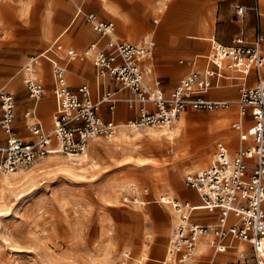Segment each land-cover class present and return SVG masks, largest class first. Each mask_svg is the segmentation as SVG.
Instances as JSON below:
<instances>
[{
	"label": "built area",
	"instance_id": "obj_1",
	"mask_svg": "<svg viewBox=\"0 0 264 264\" xmlns=\"http://www.w3.org/2000/svg\"><path fill=\"white\" fill-rule=\"evenodd\" d=\"M235 13L243 16L246 7L235 6ZM257 12V8L254 7ZM88 22L99 39L90 42L81 52L67 48L68 61L89 59L95 72L96 96L92 95L87 78L71 90L66 67L48 57L50 49L61 50L59 37L38 55L31 56L19 72L23 76L27 96L37 103L44 94L42 82L36 77L35 65L43 57L51 63L55 107L51 114V128L45 129L32 110L24 112L30 137L14 130L16 99L8 90H0V173L17 171L47 156L61 155L76 164L87 157L90 142L97 138L112 139L121 125L137 130L143 127L162 128L179 119L188 109L218 111L237 105L236 118L230 126L237 135V146L230 153L227 143L217 140L210 164L184 176L185 184L195 190L199 203L167 193L159 202L177 216L166 245L164 262L185 264L196 250L204 245L212 251L207 264L216 254L224 252L232 242L250 244V259L241 255L236 264H264V34L254 38L235 37L231 44L213 42L202 56L205 67L182 77L165 94L159 78L148 83L141 67L151 60L155 42L152 39L137 44L119 38L113 21H104L92 11L78 6L74 17ZM103 40V44L101 43ZM253 75L254 84H248ZM115 83L116 88L103 90L102 82ZM237 86V99L206 98L202 92L224 85ZM127 91V97L117 92ZM122 100L133 113L122 123L100 115L103 105L113 115ZM251 117L246 124L245 117ZM127 200V198H125ZM134 201V198H132ZM197 209L215 214L209 221L193 218ZM210 237L207 242L204 238Z\"/></svg>",
	"mask_w": 264,
	"mask_h": 264
},
{
	"label": "rangeland",
	"instance_id": "obj_2",
	"mask_svg": "<svg viewBox=\"0 0 264 264\" xmlns=\"http://www.w3.org/2000/svg\"><path fill=\"white\" fill-rule=\"evenodd\" d=\"M92 1L101 2L107 7L101 10L96 8ZM165 1L167 0H73L71 16L66 24H70L76 8L82 4L85 10L95 11L99 18L113 21L123 40L137 44H143L149 39L154 40L153 59L143 62V69L146 78L160 77L163 83V79L170 75L167 69L170 53L174 54L171 58L172 64L177 65L182 60L194 59L197 53L208 51V47L205 51L196 52L160 49L162 46L155 35L158 23L155 21L160 20L162 13L159 10L163 6L161 3ZM193 1L194 5H197L198 0ZM38 5L33 4V9H38ZM41 9L47 11V8ZM32 12L29 8L28 13L24 10L21 14L25 16ZM4 14L9 25L13 26L12 15L7 11ZM141 20L147 25V29L139 28ZM178 21L180 28H187L167 32L165 43H177L187 37L193 38L199 35L197 32L200 28L207 29L210 24L208 20L194 18ZM21 23L25 25L22 33L0 35V90L13 92L19 105L25 90L23 76L19 70L28 58L15 61L17 50L14 47H29L32 48L29 54H37L49 46L65 26L53 28V25L51 29L49 24L54 23V20L49 21L47 18L40 20V25H37L36 19L26 17ZM48 29L50 34L46 37L42 33L39 35V31ZM153 30L156 32L153 33ZM90 32V25L82 17H76L62 35L65 49L73 47L81 52L92 40H88ZM39 36L44 38L41 43L36 42ZM57 52L52 49L53 55ZM59 54L64 59V54ZM45 65L49 70V64L45 62ZM69 66L73 70L81 69L86 74L93 75L90 60L76 59L71 61ZM189 71L190 69L182 73L175 85ZM68 78L71 84H75L74 78ZM47 94L52 100L53 108L49 81ZM235 99L237 95L234 96L233 100ZM231 106L234 107L232 115H228V109H188L179 119L162 128L143 127L133 130L122 125L121 133L125 131L129 133L128 136H120L119 130L112 139L100 137L90 142L87 155L92 157L93 165L80 173L72 174L59 170L48 162L49 159L58 157L66 163L74 164L61 155L44 157L12 172L20 175L32 171L23 181L21 189L16 192L6 190L0 199V264H162L175 222L172 221L173 214L169 207L159 202V196L167 193L182 198L183 196L178 195L179 191L193 192L197 196L195 190L185 184L184 176L188 172L208 166L215 141L221 139L222 135L233 134L230 124L236 118L238 108L235 104ZM119 109L125 110L123 103L119 105ZM21 110L22 107L18 106L17 119ZM40 116L44 119L42 114ZM219 117L228 119L223 129L215 126ZM173 127L185 128L184 131L181 130V134L186 144L196 145L207 138L210 140L204 162L191 159L179 163L173 172L174 178L153 176L149 173V166L152 165L151 159L154 157L145 153V141L132 139V135H139L144 139L150 132H160L162 129L171 131ZM94 142L102 146L99 152H94ZM167 145L166 140V147H170ZM156 154L159 156L163 153L158 151ZM4 175L0 173V176ZM132 190L135 193H132ZM136 197L138 201H132V198ZM235 245L240 250L250 249L247 242H236ZM200 249L196 250L197 253H194L187 264H199L204 261V254L197 255ZM229 254L230 251L221 253L216 259ZM233 261L235 262V259Z\"/></svg>",
	"mask_w": 264,
	"mask_h": 264
},
{
	"label": "crops",
	"instance_id": "obj_3",
	"mask_svg": "<svg viewBox=\"0 0 264 264\" xmlns=\"http://www.w3.org/2000/svg\"><path fill=\"white\" fill-rule=\"evenodd\" d=\"M99 1H102V0H99ZM167 1H169V0H167ZM167 1L161 3V4H163V6L161 7V10H159V12L162 13L160 15V19L172 17L171 20H172V23H174V24L172 25V27H170V29L163 31V30H161L162 29V27L160 26L161 24L159 22L155 21L158 23V25L156 26L157 32L155 30L152 31L153 33L160 32L163 34V38L161 40H158L160 45L162 46V47H160L161 50H167V51L184 50V51H189V52H196V51H205L208 47V51H209L210 46L213 42H219V43H222L225 45H229V44H231L232 40L238 36H242L243 38H246V39H252V38H254L255 34L258 31L260 33L264 34V0H205L204 2H201L202 0H198L197 5H194L193 0H171L169 2H167ZM72 2H73V0H0V35L6 34V33L7 34H9V33L19 34L20 32L22 33L24 28H25V25H23L21 23V20L24 19L25 17L36 19L37 25H40V20H42V19L46 20V18H47L49 21L54 20V23L49 24L51 29H52L53 25H54L53 28H57V26L62 27L63 25H65L62 32L54 37V39L56 37H59V42L62 45V49L61 50L55 49V51H58L57 54H55V55H53L52 49H50V51H48V57L51 58L52 60L57 61L60 65L66 67V69H67L66 78H67V82H68V85L70 86L71 90L75 91L76 87L82 82V79L87 78L91 84L92 95L95 97L96 92L98 90H97V85L95 82V72H94L93 66L91 64V61H90V65L93 69V75L92 76H90L89 74H86L81 69H78V70L71 69L69 66L71 61L67 60V57L65 54V50L67 48L65 49V43L62 41V35H63V33H65L68 30V28L70 27V24L76 18V17H73V19H71L70 24H68V25L66 24L69 17L71 16ZM33 4L34 5L39 4L40 6L39 5L37 6L38 9H33ZM92 4L96 8L98 7L101 10H105L107 7V5H105L101 2L92 1ZM236 5H243L246 7V11L244 12L243 16H238L235 13L234 8ZM80 6L84 9L82 4H80ZM198 6H200L199 9L197 8ZM42 7L47 8V11L42 10L41 9ZM254 7L257 8V12L254 10ZM29 8L33 11L32 14H25V16H22V14H21L22 11L24 12V10H25V12H26V10H27V13H28ZM6 11L12 15V18L14 20L13 26H10L9 23L7 22V17L4 14V12H6ZM85 11H87V10H85ZM92 12H94L96 14L95 11H92ZM187 18L208 20L210 24H209V27L207 29L206 28H202V29L200 28V30L197 32V33H199V35L193 36V38H189V37L185 38L184 37L185 38L184 40L178 41L177 43H171V42L165 43V35L167 32H169L171 30L181 31V30H184L185 28H187V26L180 28L178 25L179 24L178 19L181 20V19H187ZM99 19H101V18H99ZM101 20H103V19H101ZM104 21H109V20H104ZM86 23L89 24L88 22H86ZM139 28H143V30H145V29H147V25L141 20L139 23ZM91 30H92V28H91ZM115 30H116V26H115ZM41 33H42V35H44V37H46L47 34H50V30L48 29V30L43 31V32L39 31V35H41ZM116 33H117V31H116ZM117 35L119 36V38L122 39V37L118 33H117ZM43 39L41 38V36H39V38L36 42L41 43V40H43ZM98 39H99V36L95 31L92 30V32L88 33V40H91L90 42L96 41ZM126 41H128V40H126ZM101 43L103 44V40H101ZM209 43H210V45H209ZM47 47L41 49L37 54H34V55L29 54L30 51H32V48L14 47L17 50V55H16L15 61L19 62L24 57L29 58L31 56L38 55L40 52L44 51ZM1 49H2V47H0V50ZM8 49H11V48H8ZM207 52L197 53V54H195L194 59L182 60L177 65L172 64L171 58L173 57L174 54L170 53L168 55V57H169L168 62L170 64H168V68H167L170 75H168V77L166 79H163V83L161 81L165 94H169V92L176 86L175 83L178 80V77L182 73L186 72L189 69H190V71L187 74H189L190 72H193V71L202 70L206 66L205 61L202 58V56L204 54H206ZM59 53L64 54V59L62 58L63 56H61V54H59ZM196 58H202V60L197 61ZM85 60H89V59H85ZM145 61H147V60H144L143 62H145ZM45 62H47L49 64V66H50L49 70L46 68ZM143 62L141 63L142 69H143ZM157 66L160 67L159 65H157ZM35 74H36V77L42 82L43 88H44V94L39 99V101L37 103H34L32 100H30L28 98L27 92L25 89L23 91L24 98H22L20 100L21 104L19 105L15 94L12 92L15 96V99H16L14 130L18 135L23 136L25 138L30 137V132L27 129L26 124H28L31 121V119H25L23 117L24 112H26L28 110H32L34 116L39 119L42 126L45 129H50L51 128V114H52L54 107H55V100H54V95H53V91H52L53 82H52V76H51V63H50V61L47 60L46 58L40 57L39 62L35 65ZM69 76L75 79V81H76L75 84H71L69 82V78H68ZM155 78H159L161 80L160 77H152V78L148 79V78H146V72H145V79L148 83H151L153 81V79H155ZM48 81L50 83L51 94L53 95V108H52V100L50 99V97H48V94H47V82ZM261 81L264 84L263 68L261 70ZM248 84L249 85L254 84L253 75H250L248 77ZM237 85L238 84H234L232 86L224 85L218 89L211 88V89L203 91L201 95L206 97V98L232 99L233 100L234 96L238 95V91H237L238 86ZM102 87H103V90L106 89L107 87L110 89H113V88H116L117 85L115 83L103 81ZM171 87H173V88L170 91H167ZM117 94L119 97H127L129 95V93L125 90L119 91V92H117ZM121 103L124 104L125 110L119 109V105ZM18 106L22 107V110L20 112V117L17 119ZM51 108H52V111L50 114ZM227 109H228V112H227L228 115H232V112L234 111V107L230 106ZM40 114H42L44 116V119L40 116ZM100 115L104 119L113 118L116 122L122 123L123 121H125L129 117H131V115H133V113L126 107L125 103L122 100H120V101H118V103L116 105V110H115V113L113 115H110L107 112V107L105 105H103L101 107ZM0 117H1V110H0ZM227 120L228 119H226V117L225 118L219 117L217 119L215 126L218 129H223L226 125ZM245 122H246V124L251 123V117L249 115H247L245 117ZM181 129L183 131L185 130L184 127ZM232 131H233L232 135H229V136L222 135L220 137L221 139H219V140H223L227 143V146L229 148L230 153H233V151L235 150V148L237 146V135H236L234 130H232ZM0 135H1V131H0ZM120 136H121V130H120ZM106 140H109V139H106ZM206 140H204V142H200L194 146L193 152L196 154L198 153L199 159L204 157V155H206V148L210 142V140L208 138ZM184 141L185 140H181L182 146L180 148L176 149V152H175L176 163L175 164H178V161L189 150L190 144H186V142H184ZM92 146L94 147V149H93L94 152H99L100 147H102L98 142L92 143ZM89 147H90V144H89ZM139 154H140V150L137 152V157ZM187 156H190V154H187ZM90 164H93V160H92L91 156L88 157V155H87L84 165L86 166V168H88V167H90ZM140 172H141V174L144 175L143 171L140 170ZM132 193H135V191L132 190ZM191 193L193 194V192L179 191L178 195L186 197V199L191 200L194 204H198L199 203L198 196H196V194H193V196H192ZM171 195H173V194H171ZM193 218L195 220H199V221H209V220L215 218V214L208 213V212L204 211L203 209H197L195 214L193 215ZM210 239H211L210 237H207V238H204L203 240L207 242ZM236 242H238V241L232 242L231 246H229L224 252H221V253H225V252L230 251L231 254H229L227 256L219 257L217 259H216V257L221 253L216 254L215 257L213 258L212 264H236V262H237V260L241 254L243 256H245L246 258L250 259L251 249L240 250L238 248V246L235 245ZM199 249L200 250H199L197 255L204 254V256H205L204 261L199 262V264H207L210 260L211 254H212L211 249L209 247L204 246V245L200 246ZM195 253H197V252H195ZM234 259H235V262L233 261ZM187 263H185V264H187ZM164 264H168V263L164 262Z\"/></svg>",
	"mask_w": 264,
	"mask_h": 264
},
{
	"label": "bare ground",
	"instance_id": "obj_4",
	"mask_svg": "<svg viewBox=\"0 0 264 264\" xmlns=\"http://www.w3.org/2000/svg\"><path fill=\"white\" fill-rule=\"evenodd\" d=\"M172 17L171 18H162L160 20H156L157 22L161 23V27L163 31L170 29L174 23H172ZM174 19V18H173ZM179 20V19H178ZM158 40H161L163 38V34L158 32L155 33ZM122 126V125H121ZM125 126V125H123ZM167 127V126H165ZM182 129H178V127H173L171 131L162 129L160 132H150L148 137L142 138L139 135H132V139H140L145 141V153L151 154L152 158V165H150L149 173L153 176H171L172 178L175 177V174L173 172L175 171L177 165L179 163L188 161V160H194L195 162H204V157L198 158V153H194V145H189V150L183 155V157L178 161V164L176 163V149L180 148L182 146L181 140L182 138ZM129 133L122 131L121 136H128ZM138 134V133H137ZM166 140L168 141V145L170 147H166ZM207 141V140H206ZM178 142V144H176ZM167 145V146H168ZM202 146V145H201ZM162 152L163 154L157 155V152ZM196 151V150H195ZM164 153H169L168 155H165ZM180 153V152H179ZM187 154H190V156H187ZM204 155V154H203ZM149 156V155H148ZM91 159V158H90ZM85 160H82L81 162H78L77 164H70L66 163L63 160L58 159V157H54L49 159L48 162H51L53 166L57 167L59 170H63L69 173H80L85 170L86 166L84 165ZM199 160V161H198ZM93 164H90L92 166ZM88 167V166H87ZM15 172V171H14ZM12 173V172H11ZM32 171L17 175L15 173H12L10 175L5 174L4 176H0V199L3 195H5V191H12L16 192L19 189H21V185L23 181L26 179L28 175H30ZM80 176V175H78ZM21 187V188H20ZM192 194V193H191ZM194 194V193H193ZM192 194V196H193ZM191 196V195H190ZM135 201H138V198H134ZM171 211V210H170ZM173 212V211H171ZM172 221L173 223L177 222V216L172 213ZM176 218V219H175Z\"/></svg>",
	"mask_w": 264,
	"mask_h": 264
}]
</instances>
